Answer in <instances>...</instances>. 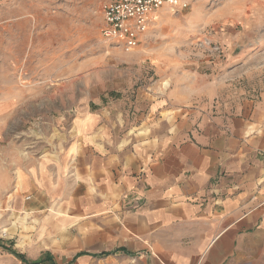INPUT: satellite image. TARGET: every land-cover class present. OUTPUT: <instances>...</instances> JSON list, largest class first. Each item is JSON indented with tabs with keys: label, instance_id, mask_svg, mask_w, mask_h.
Returning a JSON list of instances; mask_svg holds the SVG:
<instances>
[{
	"label": "rangeland",
	"instance_id": "obj_1",
	"mask_svg": "<svg viewBox=\"0 0 264 264\" xmlns=\"http://www.w3.org/2000/svg\"><path fill=\"white\" fill-rule=\"evenodd\" d=\"M102 1L0 0L5 164L55 140L68 127L71 107L98 96L118 102L128 95L131 103L148 86L160 93L189 86L204 91L213 107L264 102V0H186V8L163 10L130 51L103 39ZM74 176L65 171L64 188L43 201L18 191L11 207L8 192L0 197V264H28L8 249L29 261L50 252L56 264L80 251L97 255L71 264L135 263L124 255H99L119 245L113 236L120 218L89 198L87 182L73 190Z\"/></svg>",
	"mask_w": 264,
	"mask_h": 264
},
{
	"label": "crops",
	"instance_id": "obj_2",
	"mask_svg": "<svg viewBox=\"0 0 264 264\" xmlns=\"http://www.w3.org/2000/svg\"><path fill=\"white\" fill-rule=\"evenodd\" d=\"M204 99L197 88L153 85L131 103L103 95L72 106L55 140L19 161L0 158V197L8 192L11 207L18 191L43 201L69 169L73 190L87 182L89 198L120 218L108 256L264 264V102L223 109Z\"/></svg>",
	"mask_w": 264,
	"mask_h": 264
},
{
	"label": "built area",
	"instance_id": "obj_3",
	"mask_svg": "<svg viewBox=\"0 0 264 264\" xmlns=\"http://www.w3.org/2000/svg\"><path fill=\"white\" fill-rule=\"evenodd\" d=\"M186 7V0H103L101 35L130 51L141 45L163 10Z\"/></svg>",
	"mask_w": 264,
	"mask_h": 264
},
{
	"label": "trees",
	"instance_id": "obj_4",
	"mask_svg": "<svg viewBox=\"0 0 264 264\" xmlns=\"http://www.w3.org/2000/svg\"><path fill=\"white\" fill-rule=\"evenodd\" d=\"M0 244H3L1 240H0ZM8 250L15 253L18 257H20L23 261H25L28 264H56L55 260H54V256L50 252L45 253L44 256L39 261H29V259L24 254L18 253L12 249H8ZM83 254H87V253H83V252L77 253L73 257V259L67 264H71L73 261H75L79 256H81ZM96 255L97 254H95L94 256H96ZM99 255L108 256V253L101 252V253H99Z\"/></svg>",
	"mask_w": 264,
	"mask_h": 264
}]
</instances>
